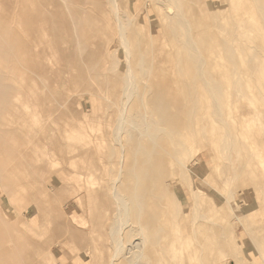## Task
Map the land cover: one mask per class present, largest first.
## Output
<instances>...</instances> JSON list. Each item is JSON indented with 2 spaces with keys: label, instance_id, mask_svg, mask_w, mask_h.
<instances>
[{
  "label": "rangeland",
  "instance_id": "374dc122",
  "mask_svg": "<svg viewBox=\"0 0 264 264\" xmlns=\"http://www.w3.org/2000/svg\"><path fill=\"white\" fill-rule=\"evenodd\" d=\"M111 2L0 0V264H131L189 188L234 247L184 262L264 264V0Z\"/></svg>",
  "mask_w": 264,
  "mask_h": 264
},
{
  "label": "crops",
  "instance_id": "0c3cea01",
  "mask_svg": "<svg viewBox=\"0 0 264 264\" xmlns=\"http://www.w3.org/2000/svg\"><path fill=\"white\" fill-rule=\"evenodd\" d=\"M189 190H190V198L188 199L186 198L184 201L178 202L175 208H178L179 210L178 213L182 212L180 211L182 208L183 209L188 208V214L194 213L193 221L195 220L196 225L201 226L204 224L205 226H207V233L209 232V235H207L206 237L205 236L200 237L199 232L198 234L192 232V229L189 226L193 225V221L192 223H188L187 222L188 219L183 215L182 216L177 215L176 217L174 218L171 217L170 219H166L165 217H162L160 219V222L157 223V225L161 227L160 233L158 232L155 234H151L150 232L149 234H145V233L139 234V238H138V240L143 243L149 239L158 243V244L155 243L154 249L155 251L156 250L158 251V253L157 252L156 253L160 261H154V264H186L184 262L185 261L184 255L182 253L185 251V249H188V247L189 248L192 247V249L190 248L191 250L188 252L189 257H194V255L198 253V255L202 257L201 259L208 257L210 253H214L216 252L217 249H220L222 247L223 248L234 247L232 244V239L230 238V232H231L230 224L229 223L222 224L220 222L218 223L217 220L215 221L214 219L220 218L218 213L215 214L213 218L211 217L206 218V216H204L205 212L202 213V210L204 209L205 206L204 204L206 203L204 202V200L208 198V195L205 194L204 191L202 192L197 188L196 189L189 188ZM195 192L197 193L198 196H196ZM193 195H195V197L197 198V199L195 198L196 199L195 202ZM209 197L211 198V196ZM186 201L190 202L188 207H186L185 205ZM248 203L250 204V206H253L254 210H256L259 206L258 205L256 207L252 202H248ZM237 219L251 234H253V238H255L254 240L257 242L258 249L264 250V234H262V230H260L259 227L256 230H251L250 227L253 224H250L249 220H247L248 218H244L240 216L239 218L237 217ZM142 226L146 227L147 224L140 223L139 227L141 228ZM169 231H171L172 233H170ZM144 250H146L145 247H142L140 251L138 250L139 251L138 257L136 258V261H133V263L131 264H152L151 259L148 258V252L146 254L145 253L146 251ZM170 258H172L173 260H171Z\"/></svg>",
  "mask_w": 264,
  "mask_h": 264
},
{
  "label": "bare ground",
  "instance_id": "6f19581e",
  "mask_svg": "<svg viewBox=\"0 0 264 264\" xmlns=\"http://www.w3.org/2000/svg\"><path fill=\"white\" fill-rule=\"evenodd\" d=\"M110 1H111V0H109V2H110ZM161 1H163V2L165 1L166 3H172V2H175V0H161ZM114 2H115V0H114ZM114 2H113V3L111 2V3H112V4L114 5V7L117 8V10H118V7L115 6V3H114ZM160 3H161V2H160ZM117 4H118V3L116 2V5H117ZM182 4H183V6L185 5L184 2H183ZM256 4H257V3H256ZM256 4H255V5H256ZM262 4H263V3H262ZM186 6H190V5H186ZM164 7H165V6H164ZM256 8H258V7L256 6ZM176 9H177V7H176ZM183 9H184V8H183ZM187 9H188V8H187ZM187 9L185 8V11H187ZM260 9H261V7H260ZM117 10H116V11H117ZM258 10H259V8H258ZM258 10H257V11H258ZM178 11H179V9H178ZM260 12H261V11H260ZM260 12H259V14H261ZM117 13H118V12H116V14H117ZM187 13H188V12H187ZM180 14H181V13L177 14V12H176V15H177V18H178L177 20H178L180 23L184 24L183 22H185V20H186L187 18H186L185 16H184L185 18H182V16H181ZM262 14H263V13H262ZM262 14H261V16H263ZM125 15H126V14H125ZM190 15H191V14H190ZM166 16H167V15H166ZM115 17H116L117 20H118L117 24H119V29H120V33H121V35H120V37L122 38V39H121V40H122V43H121L122 45H121V46L124 45L123 47L125 48L124 50L126 51V54H127V57H128V59H126V60H127V66H126V72H127V73H126V76H127L128 79H131L132 75H134V74H133V71H132L133 69H132V65H131V60H130V58H129V57H130V55H129L130 52H129V50H128V49H129L128 47L130 46V45H129L130 42H129V39H128V38L126 37V35L124 34V33H125V31H124V30H125V26H126L127 21H128L129 19L127 20V18H126V19H125L126 21L123 22L124 17H121V15H120V16H119V15H116ZM263 18H264V17H263ZM263 18H262V19H263ZM184 19H185V20H184ZM197 20H198V19H197ZM186 21H187V20H186ZM193 21H194V20H193ZM195 21H196V20H195ZM189 22H190V21H189ZM195 24H196V23H195ZM214 24H215V23H214ZM189 27H190V26H189ZM195 27H196V26H195ZM115 28H116V27H115ZM191 29H192V28H191ZM191 29H190V30H191ZM190 30H189L188 27H187V28L184 29L183 36L180 34V35L182 36V40H183L185 43H187V44H190V43H191V39H192V38L190 37L191 35H189V31H190ZM173 31H174V30H173ZM171 33H172V32H171ZM174 33H176V32H174ZM190 34H191V33H190ZM174 35H175V34H173V36H174ZM190 38H191V39H190ZM191 44H192V43H191ZM192 46H193V45H192ZM126 54H125V56H126ZM128 55H129V56H128ZM181 55H182V54H181ZM192 55H193V54H192ZM251 55H252V54H251ZM131 56H132V54H131ZM195 56H196V55H195ZM200 56H201V55H200ZM187 57H188V56H187ZM193 58H194V57H193ZM245 58H246V57H245ZM131 59H132V57H131ZM195 59H196V58H195ZM196 60H197V59H196ZM255 60H256V59H255ZM255 60H254V61H255ZM179 62H180V60H179ZM200 62H201V61H200ZM140 63H141V62H140ZM201 63H202V62H201ZM201 63H200V64H201ZM140 66H141V65H140ZM185 70H186V69H185ZM180 71H181V70H180ZM182 74H183V73H182ZM236 74H237V73H236ZM133 79H134V78H133ZM213 79H214V78H213ZM128 81H129V80H128ZM128 81H127V82H128ZM134 82H135V81H134ZM187 82H188V80H187ZM125 83H126V81H125ZM130 83H133V82H130ZM130 83H128V85H129L130 87H134V86H132V84L130 85ZM185 83H186V82H185ZM125 85H127V83H126ZM133 85H134V83H133ZM223 86H224V85H223ZM229 86H230V85H229ZM118 87H119V86H118ZM126 87H127V86H126ZM126 87L123 88V89L126 90V89L128 88V87H127V88H126ZM130 89H131V88H129V90H130ZM131 90H132V89H131ZM126 91L128 92V89H127ZM137 91H138V90H137ZM242 93H243V92H242ZM121 97H122V96H121ZM120 99H121V98H120ZM215 99H216V98H215ZM125 107H126V106H125ZM122 112H123V111H122ZM119 114H121V112H120ZM118 116H119V115H118ZM118 116H117V117H118ZM119 118H120V122H122V120L125 119V118H123V115H121ZM138 119H139V118H138ZM191 121H192V120H191ZM116 123H117V122H116ZM130 123H131V122H130ZM133 124H134V123H133ZM147 125H148V124H147ZM115 129H116V128H115ZM119 129H120V128H119ZM166 130H167V129H166ZM225 130H226V128H225ZM243 130H244V128H243ZM121 131H122V130H120L119 132H121ZM154 131H155V130H154ZM263 131H264V130H263ZM115 132H116V131H115ZM116 133H117V132H116ZM155 133H156V132H155ZM150 137H151V136H150ZM154 137H155V135H154ZM241 137H242V136H241ZM119 138H120V137H119ZM117 139H118V138H117ZM151 139H152V138H151ZM118 142H120V141L118 140ZM120 143H121V142H120ZM152 146H153V145H152ZM154 147H155V146H154ZM121 148L123 149V145H122V144H121ZM175 148H176V147H175ZM131 151H132V150H131ZM174 151H175V150H174ZM188 151H189V150H188ZM121 152H122V150H121ZM175 153H176V151H175ZM177 153H178V152H177ZM120 155H121V154H120ZM175 156H177V155H175ZM121 158H122V157L120 156V159H121ZM179 162H180V161H179ZM119 170H120V169H119ZM119 172H120V171H119ZM236 174H237V173H236ZM181 177H182V176H181ZM122 178H123V177H122ZM117 179H118V177L115 178V179H113L114 182L117 181ZM182 179H183V178H182ZM183 180H184V179H183ZM190 180H191V179H190ZM249 181H250V179H249ZM186 182H187V181H186ZM112 185H113V187H114L113 190H114V191H117V190H116V186H115V184L112 183ZM111 191H112V190H111ZM120 191H121V190H120ZM117 192H118V191H117ZM192 192H193V191H192ZM196 192H197V191H196ZM196 192H195V193H196ZM93 193H94V192H93ZM112 194H113V192H112ZM115 194H116V193H115ZM115 194H114V195H115ZM119 195H120V194H119ZM123 195H124V194H123ZM116 196H117V195H116ZM116 196H115L114 198H116L117 200L120 199L121 201H123V197H122V198H121V197H118V198H117ZM193 196H194V199H195V198H196L195 195H193ZM196 196H198L197 193H196ZM124 198H125V197H124ZM198 198H199V197H198ZM93 199H94V197H93ZM196 199H197V198H196ZM196 199H195V200H196ZM195 200H194V201H195ZM118 201H119V200H118ZM118 201H116V202H118ZM118 204H119V202H118ZM125 204H126V203H125ZM195 204H196V203H195ZM201 204H202V203H201ZM123 205H124V202H123ZM118 206H119V205H118ZM195 206H196V205H195ZM177 207H178V206H177ZM197 208H198V207H197ZM139 209H140V208H139ZM139 211H140V210H139ZM118 213H119V212H118ZM202 213H203V212H202ZM119 215H120V214H119ZM119 215H118V216H119ZM138 215H139V214H138ZM125 217H126V216H125ZM138 217H139V216H138ZM134 218H135V217H134ZM193 218H194V217H193ZM117 219H118V218H117ZM119 220H120V221H119L117 227H115V228L113 229V232H114V231H118V232L121 233V231H122V230H121V229H122V228H121V224H124L125 222L123 221V220H124L123 218L121 219V217L119 218ZM178 221H179V220H178ZM211 221H212V220H211ZM114 222H115V221H114ZM212 222H213V221H212ZM114 225H115V224H114ZM109 237H110V236H109ZM122 239H123V238H122ZM254 239H255V238H254ZM116 240H117L116 242H117L118 245H121V244H122V241H121L120 236H117V239H116ZM141 241H142V240H141ZM143 241H144V240H143ZM135 242H136V243H135V248H137V249L140 251V250L142 249V247H143V242H140L139 240H138V241H135ZM117 244H116V245H117ZM128 244H129V243H128ZM200 244H201V243H200ZM216 245H217V244H216ZM116 247H117V246H116ZM129 247H131V246H129ZM133 248H134V245H133ZM117 249H118V248H117ZM127 251H128V250H127ZM127 251H126V252H127ZM130 251H132V250L130 249ZM213 251H214V250H213ZM134 252H135V250H134ZM134 252H133V253H134ZM136 252H138V251L136 250ZM130 253H131V252H130ZM138 253H139V252H138ZM138 253H137V254H138ZM137 254H136V255H137ZM126 255H127V254H126ZM129 255H130V254H129ZM131 255H132V253H131ZM136 255H135V257L137 258ZM127 257H128V256H127ZM133 257H134V255H133ZM133 257H131V258H132L131 260L134 259V260L136 261V259L133 258ZM134 263H135V262H134Z\"/></svg>",
  "mask_w": 264,
  "mask_h": 264
}]
</instances>
